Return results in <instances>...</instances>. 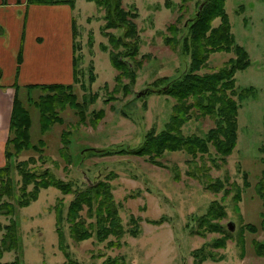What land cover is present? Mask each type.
Instances as JSON below:
<instances>
[{
  "label": "rangeland",
  "instance_id": "rangeland-1",
  "mask_svg": "<svg viewBox=\"0 0 264 264\" xmlns=\"http://www.w3.org/2000/svg\"><path fill=\"white\" fill-rule=\"evenodd\" d=\"M205 1L191 0L182 8L181 0H121L124 9L137 8L140 43L138 55L131 61L136 65L135 80L123 76L117 85L119 70L111 63L110 34L122 37L126 28L106 27L105 6L76 0L72 9L77 76L75 81L67 78L63 83L72 85L79 101L88 99L86 116L81 118L69 106L59 109L63 121L44 132L35 102L48 93L39 87L19 89L18 96L32 118L31 140L42 150L13 151L16 153L10 159L0 163V167L10 164L15 189L12 202L16 206L12 215L0 213V243L12 220L19 237L17 248L4 251L2 263L65 264L75 260L104 264L108 258L123 257L127 264H264L254 245L257 239L264 241V194L257 191L264 170V0H225L237 44L248 51L251 60L247 68L235 72L238 95L247 89L248 97L238 100L237 142L232 153L223 155L209 141V150L197 155L182 149L165 151L155 159L137 154L149 132L159 133L168 126L178 100L163 90L191 68V38L195 35L201 50L211 34L208 27L203 29L206 22L202 21L192 30L191 18L200 14ZM220 23L221 18H216L212 26ZM172 24L173 33L169 28ZM167 37L171 43L166 42ZM126 43L130 44L127 38ZM231 49L212 53L198 73L217 72L236 59L237 50ZM121 50L130 52L124 47ZM238 95L233 97L239 99ZM192 110L182 126L183 135L223 139L221 124L214 117ZM100 111L103 115L96 119ZM66 133L70 161L61 154ZM32 156L34 161L23 167L42 174L51 172L71 182L77 194L90 184L107 181L124 228L118 237L120 246H112L117 241L114 234L104 236L88 205L77 222L81 221L80 228H90L92 236L83 240L73 237L69 206L76 193L65 194L49 186L40 188L30 204H18L19 195L30 198L29 192L35 191L34 184L26 186L25 192L21 189L18 167ZM60 208L63 212L57 218ZM232 221L235 227L231 230ZM250 223L259 231L248 228Z\"/></svg>",
  "mask_w": 264,
  "mask_h": 264
},
{
  "label": "trees",
  "instance_id": "trees-1",
  "mask_svg": "<svg viewBox=\"0 0 264 264\" xmlns=\"http://www.w3.org/2000/svg\"><path fill=\"white\" fill-rule=\"evenodd\" d=\"M90 1H96L99 5H103V7L105 6L107 8V16L105 17L107 18L106 27L117 28L120 26L126 28V33L123 34L122 37L116 36V34H110L109 42H111L112 45L111 52L109 53L110 59L113 64L112 66L119 70V75L116 77L117 85L122 82L123 76L129 75L131 79L135 80L136 65H131V61L138 55L139 52V32L135 21V18L138 17L137 8L132 9L134 11L130 9L126 10L121 6V0ZM189 1L191 0H181V7L185 8L187 2ZM28 2L38 4H69L73 8L76 5V0H28ZM225 3V0H207L205 1L203 10H201L200 14L191 18L193 24L192 30L195 29V26L198 24L199 28L200 21H202L206 22L203 29L208 27L211 34L206 37L207 40L204 44H202L201 50L196 46L194 39L195 35L191 38L193 39V42H191L194 44L192 50V61H190L191 70L189 69L183 74H180L181 76H178V78L171 81L167 90H163L164 93H168L178 100V103H176L173 110V115L171 114L168 126L159 133H156L154 130L149 132L148 135H146V141L142 144L137 154L149 155L152 159H155L156 155L157 157L163 156L165 151H178L182 149L186 150L190 154L197 155L198 152H207L209 150V147L207 146L209 141L214 142L218 147L219 152L223 155L232 153L237 142L238 110L240 107L239 101L248 97L246 96L247 89L244 93L240 92L238 95L235 85V72H238L240 69L247 68L251 63V60L248 51L243 46L237 44L236 38L234 37L235 35L231 30L230 17L227 13ZM116 13L117 17L115 19L114 16ZM216 18H221V23L217 27H213L212 25ZM172 27H174L173 24L169 27L170 31L173 33L174 29ZM126 38L129 40L130 44L126 43ZM169 38L171 37H167V39H165L167 40V43H171L170 40H168ZM121 47L130 49V52H124L121 50ZM188 48H190V46ZM231 48L237 50L236 59L229 60L227 64L221 67V69L217 72L204 74L198 73V70L206 65L212 53L218 51L231 52ZM76 60L77 59L75 58V78L77 76ZM93 80H95V76ZM34 87H39L48 93L47 96H42L40 100L35 102V106L38 107L41 112L42 131L45 132L52 124L63 121L60 116L59 109H64L68 106L73 109L75 108L81 118H85L88 99L84 100V102L79 101L78 96L72 91L71 84L50 83L31 85V88ZM16 90H18V88H16ZM234 95H238L239 99L234 98ZM192 109L198 110L203 115H210L214 117L216 122L221 124L223 131L220 133L222 134L223 139L216 138V135H211L209 140L206 139V137L197 135H183L182 126L190 119L191 113L189 112ZM102 113L103 111H100L99 114L97 112L96 119H99L103 115ZM226 123L227 130H224ZM31 126V114L19 98L18 94H16L13 104L10 135L6 148L7 159H10L13 156V153H18L23 150L35 149L40 151L41 147L34 144L31 140ZM67 137L68 134L65 137L61 154L66 160L70 161V154L66 148ZM41 144L44 145L43 142H41ZM25 161L27 162L22 164V167L18 166L22 174L23 188L21 189L25 192L26 186L34 184L35 191L33 193L29 192V194H31L30 198H24V196L19 195L17 200L20 206L30 204L31 199L37 198L40 188H46L49 186L56 187L65 194H77V191H75L74 185L71 182H65L48 171L42 174L35 169L26 168V166L30 164V161H34L33 156L29 160ZM24 165L26 166L23 167ZM10 171V164L0 167V213L6 215L14 214L16 208L12 202V199L15 196V189L12 185ZM246 177H248L247 172ZM106 182L107 181H102L93 185L89 183L90 186L86 191L82 192L83 194H77L76 198L69 206V220L71 223L75 224H73L71 231L76 240H83L92 236L90 228H80L81 221L77 222V219H80L82 210L85 209V205H88L90 210H88V212L91 216H94L93 212H95L98 225H100L101 229L104 231V236L106 237L107 234H114L117 237V241L112 246H120L119 244L121 243L118 241V237L122 236L124 228L123 225H121V221H119V209H117L118 206L115 203L113 197L114 194L111 187L107 186ZM249 184L250 183L247 180V186H249ZM257 186H259L257 191L264 194V170L261 181ZM215 189H217V187H215ZM240 191H238V194L236 195L237 201L241 200ZM95 204H97V208H94ZM61 212H63V209H58L57 218L61 216ZM212 213L215 214V216H220L216 211H212L211 214ZM92 226L96 225L92 222ZM261 227L264 228V224H262ZM248 228H250L253 232L259 231V227L252 223H250ZM1 229H3V227L0 222V230ZM5 229L6 233L4 241L0 243V264H5L1 261L5 250L18 247L19 237L15 220H12V224L7 225ZM132 233L136 234L137 231L133 230ZM254 245L256 254L264 257V241L257 239L255 240ZM205 259L206 257L201 260ZM6 264H18V261ZM65 264L81 263L76 262L75 260H69ZM104 264L127 263L123 257H114V259L108 258Z\"/></svg>",
  "mask_w": 264,
  "mask_h": 264
},
{
  "label": "crops",
  "instance_id": "crops-1",
  "mask_svg": "<svg viewBox=\"0 0 264 264\" xmlns=\"http://www.w3.org/2000/svg\"><path fill=\"white\" fill-rule=\"evenodd\" d=\"M73 12L69 4L0 0V163L7 161L5 149L19 89L63 83L67 78L75 81Z\"/></svg>",
  "mask_w": 264,
  "mask_h": 264
},
{
  "label": "water",
  "instance_id": "water-1",
  "mask_svg": "<svg viewBox=\"0 0 264 264\" xmlns=\"http://www.w3.org/2000/svg\"><path fill=\"white\" fill-rule=\"evenodd\" d=\"M201 8H202V7H201ZM229 227H230L231 230L234 229L233 227H235V224H234L233 221L229 223Z\"/></svg>",
  "mask_w": 264,
  "mask_h": 264
}]
</instances>
